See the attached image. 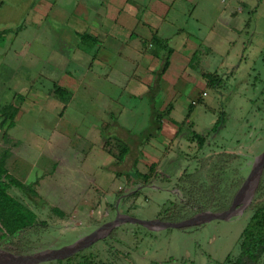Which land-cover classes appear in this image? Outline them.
<instances>
[{"label": "crops", "instance_id": "obj_1", "mask_svg": "<svg viewBox=\"0 0 264 264\" xmlns=\"http://www.w3.org/2000/svg\"><path fill=\"white\" fill-rule=\"evenodd\" d=\"M250 2L1 0L0 17L17 14L24 19L16 27L21 26L18 33L8 34L9 45L0 56L6 57L8 52L13 63L25 60V71L37 80L31 95L38 97L41 108L23 112L16 108L24 117L22 137L9 128L15 120L12 125L10 118L3 123L0 162L23 183L34 185L46 208L60 209L65 214L59 217L63 222L90 228H97L121 208L129 206L123 210L129 213L142 194L132 203L125 202L126 196L147 185L172 187L176 193L174 185L184 170L179 162L181 143L191 125L189 105L192 98L197 105L208 95L203 91L208 80H224L232 74L239 50L248 48L242 35L246 32L248 37L254 15ZM157 40L167 42L173 53L156 105L165 110L172 104L173 109L164 119L161 134L140 147L139 171L150 174L154 165L160 174L142 185L128 176L117 179L107 169L118 152L106 146L101 127L113 124V118L133 133L148 126L150 109L145 94L166 54ZM37 62L39 69L33 67ZM50 67L53 75L48 74ZM39 82H46L54 91L56 86L67 90L69 98L55 92L63 98L60 108H43L44 90ZM177 103L182 115L175 119ZM47 111L54 123L43 122Z\"/></svg>", "mask_w": 264, "mask_h": 264}, {"label": "rangeland", "instance_id": "obj_2", "mask_svg": "<svg viewBox=\"0 0 264 264\" xmlns=\"http://www.w3.org/2000/svg\"><path fill=\"white\" fill-rule=\"evenodd\" d=\"M251 2L254 5L251 13L254 15L251 16V25L248 27L249 35L247 37L246 32L242 35V38L249 42L246 44L249 45L248 48L241 47L239 50V59L231 66L232 74L224 80H208V88L203 90L208 95L197 105H193L192 98L189 105L192 110L189 116L191 125L185 129L188 136L181 143L183 154L179 160L184 164L183 173L199 170L203 174L216 164L221 167H236L239 163H244L242 174L246 177L256 156L264 151V0ZM23 19L17 14H2L0 31L5 28L16 29L18 25L23 24ZM9 38L7 35L6 42L0 47V53L9 45ZM5 55L6 57L0 56V131L3 130L1 128L4 120L14 108L22 112L25 108H41L36 102L38 97L31 95V87L37 80L25 71V60L19 59L21 64H17L7 57L8 52ZM33 67L39 69L40 65L37 62ZM51 69L52 67L47 69L49 75H53ZM38 84H41L44 90L43 108H60L58 103L62 102L63 98L58 96L53 88H48L46 82ZM20 95L24 96V100L20 99ZM176 108L173 116L175 119L182 115L180 104L177 103ZM186 113L188 109L183 115L186 116ZM45 117L43 122L54 123L55 119L50 112L47 111ZM219 118L221 124L218 130L213 132L212 128ZM23 119L22 113L14 114V125L9 128L15 136L22 137V132H25ZM20 122V129L15 128ZM193 132L205 136V143L201 145L193 136ZM4 135L9 136L8 132ZM175 146L178 147L177 144ZM110 147L113 153L118 152L115 143ZM154 184L160 185V182ZM141 190L142 195L129 210L132 216L145 220L155 219V215H159L157 218L169 216L170 220L180 221L195 214L188 204L190 198L176 189V193H173L172 187L155 189L153 185H147ZM10 193L31 207L39 217L36 225L23 233L24 245L17 240L15 247L20 249L16 253L61 248L96 229L86 224L76 225L73 221L63 222L50 208H42L39 202L16 188H12ZM251 206L252 204L243 215L230 221H213L191 229L152 232L142 226L126 223L115 229L111 237L87 249L86 254L91 253L95 259L110 264H232L240 254L242 231L253 214ZM129 208L127 206L121 210ZM117 213L118 211H114L103 222L113 219ZM258 264H264V254Z\"/></svg>", "mask_w": 264, "mask_h": 264}, {"label": "trees", "instance_id": "obj_3", "mask_svg": "<svg viewBox=\"0 0 264 264\" xmlns=\"http://www.w3.org/2000/svg\"><path fill=\"white\" fill-rule=\"evenodd\" d=\"M20 29L21 26L16 30L13 28L1 30L0 47L6 42L9 33H18ZM164 43L156 41V44L165 50L166 54L162 57L160 68L154 73L153 84L149 86L145 94L150 109L148 126L139 133H133L113 118V124H106L101 127L106 146L115 143L118 147V155L115 156V161L107 168L115 173L117 179L128 176L132 180L139 181L142 185H147L151 183L153 178H157L160 175L155 172L154 165L151 166L150 174L141 173L137 165L139 159L143 156L140 147L161 134L164 119L170 115L173 109L172 104L165 110H160L156 105L157 97L161 91V81L170 66V59L173 53L167 42ZM55 92L64 99H68L70 95L67 90L59 86L55 87ZM20 99L24 100V96H20ZM16 111L17 109L14 108L7 118L12 120L11 125L13 124ZM220 124L221 118L215 123L212 131L216 132ZM193 136L201 145L206 141L205 136L196 132H193ZM243 165L244 163H239L236 167H221L216 164V166L208 169L203 174L199 170L195 172L185 171L178 179L175 189L185 197L190 198L191 201L188 204L191 205L193 213L203 210H226L232 204L235 193L245 180V176L242 174ZM163 179L168 181L166 177ZM12 188L20 190V192L39 202L42 208H46L47 203L41 198L34 185L23 183L9 172L4 162H0V247L17 252L20 249L15 247L17 240L23 244V233L33 228L39 221V217L31 207L10 193ZM141 194V190L134 191L126 196L125 202L132 203ZM251 208L253 209V214L242 231L240 254L232 264H258L264 254V173ZM50 209L61 218L65 216L58 208ZM164 219H169V216ZM113 234L114 232L111 236ZM86 250L66 260L45 264H110L106 261L95 259L91 253L86 254ZM151 264L161 263L152 262Z\"/></svg>", "mask_w": 264, "mask_h": 264}, {"label": "water", "instance_id": "obj_4", "mask_svg": "<svg viewBox=\"0 0 264 264\" xmlns=\"http://www.w3.org/2000/svg\"><path fill=\"white\" fill-rule=\"evenodd\" d=\"M263 173L264 151L254 159L250 172L235 193L232 204L226 210H203L180 221L164 218L145 220L120 210L113 219L102 223L88 235L61 248L45 249L33 253H16L0 247V264H45L53 261L66 260L92 247L95 243L107 239L115 229L126 223L142 226L152 232H161L168 229H191L213 221H230L243 215L253 203Z\"/></svg>", "mask_w": 264, "mask_h": 264}, {"label": "built area", "instance_id": "obj_5", "mask_svg": "<svg viewBox=\"0 0 264 264\" xmlns=\"http://www.w3.org/2000/svg\"><path fill=\"white\" fill-rule=\"evenodd\" d=\"M204 94H206V93H204Z\"/></svg>", "mask_w": 264, "mask_h": 264}]
</instances>
